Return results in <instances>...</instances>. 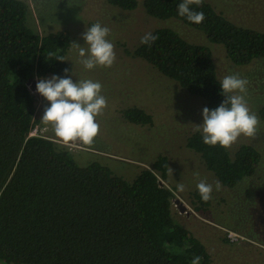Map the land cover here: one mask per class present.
Returning a JSON list of instances; mask_svg holds the SVG:
<instances>
[{
  "label": "trees",
  "instance_id": "16d2710c",
  "mask_svg": "<svg viewBox=\"0 0 264 264\" xmlns=\"http://www.w3.org/2000/svg\"><path fill=\"white\" fill-rule=\"evenodd\" d=\"M107 1L123 11L139 6L138 0ZM142 2L149 16L176 19L203 32L211 43L223 45L236 66L264 59V32L232 23L206 1L202 7L191 6L205 14L200 24L178 14L182 0ZM28 20L25 2L0 0V262L191 264L200 256V264H213L205 244L175 218L176 188L161 184L170 176L168 157L160 156L151 169H143L129 182L102 164L82 167L55 141L31 136L38 121L29 82L72 74L67 61L72 38L66 31L41 35ZM153 34L159 36L157 41L140 44L130 55L204 100L210 110L218 108L226 97L211 49L188 42L172 29ZM261 114L264 118V109ZM124 118L135 125L153 123L152 116L139 108L125 110ZM187 147L236 194L237 211L256 224L252 237L264 245V186L249 189L263 171V152L253 144L235 152L209 146L200 132L188 138ZM191 199L197 213L208 215L211 199L204 202L198 190ZM256 215H261V227Z\"/></svg>",
  "mask_w": 264,
  "mask_h": 264
},
{
  "label": "rangeland",
  "instance_id": "374dc122",
  "mask_svg": "<svg viewBox=\"0 0 264 264\" xmlns=\"http://www.w3.org/2000/svg\"><path fill=\"white\" fill-rule=\"evenodd\" d=\"M22 1L29 7V27L33 26L41 35L60 31L71 34L72 44L67 61L72 67V74L68 78L73 82L79 79L100 82L103 86L101 94L107 98V107L97 117L100 132L93 144L65 146L56 140L52 128L41 122L44 109L50 106V102L37 91L39 79L30 81L29 90L36 105L35 118L38 121L33 136L55 141L69 150L82 167L92 163L102 164L115 176L129 182H133L143 169H151L160 156L168 157L170 176L168 182H162L168 188H176L173 202L175 218L205 244L213 264H264V245L252 237L257 230L256 224L237 211L239 203L232 190L222 186V190L213 191L208 215L197 213L191 204V194L198 190L196 185L200 179H206L211 184L217 180L206 169L201 156L187 147L188 138L197 133L194 131L196 125L203 124V109L207 107L205 101L184 91L179 84L130 53L141 44L140 38L146 32L153 33L164 28L176 31L192 44L209 47L220 81L231 74H239L249 81L245 99L260 119L254 138L241 136L228 149L235 152L244 144H253L263 155L264 118L261 111L264 109V59L248 66H236L227 58L223 45L211 43L203 32L176 19L162 20L149 16L142 0H138L139 6L133 11L115 8L107 0ZM203 1L232 23L264 32V0ZM97 22L110 29L108 39L115 45L117 59L111 68L97 66L87 70L79 63L78 48L73 44L87 47L83 34L87 26ZM131 108L150 114L153 123L146 126L129 123L124 118V111ZM178 183L185 185V191H177ZM255 185L264 186V165L263 171L250 183L251 192ZM176 200H181L187 207V213L180 212ZM260 218L261 215H256L257 225L261 227ZM230 233L239 236L238 242L231 241ZM226 239L229 242H225Z\"/></svg>",
  "mask_w": 264,
  "mask_h": 264
},
{
  "label": "clouds",
  "instance_id": "9594fccd",
  "mask_svg": "<svg viewBox=\"0 0 264 264\" xmlns=\"http://www.w3.org/2000/svg\"><path fill=\"white\" fill-rule=\"evenodd\" d=\"M192 5L202 7L203 0H182L177 7L178 14L191 23L200 24L204 21L205 14L194 10ZM109 35L110 29L97 22L91 27L87 26L83 34L87 47L73 44L78 48L79 63L85 69L93 70L97 66L111 68L115 64V45L108 39ZM158 39V35L146 32L141 36L140 43L151 46ZM58 60L65 61L63 57ZM219 82L226 99L214 110L205 107L203 124L196 125L194 131L202 133L206 145H219L227 149L241 136L254 138L260 119L249 108L245 99L249 83L246 78L231 74ZM36 87L38 93L50 102V106L44 109L41 122L52 128L56 140L65 146L74 143L92 145L100 132L97 117L107 107V98L101 94L102 84L91 79L73 82L71 78L53 75L51 78H39ZM196 187L201 199L207 202L212 199L214 190H222V182L215 180L211 184L206 179H200ZM177 191H185V185L178 183ZM201 259L202 257L195 256L191 264H200Z\"/></svg>",
  "mask_w": 264,
  "mask_h": 264
},
{
  "label": "water",
  "instance_id": "95a60500",
  "mask_svg": "<svg viewBox=\"0 0 264 264\" xmlns=\"http://www.w3.org/2000/svg\"><path fill=\"white\" fill-rule=\"evenodd\" d=\"M161 184H163V183L161 182ZM175 204L179 207L180 212H181L182 214L187 213V207H185V206L183 205V203L181 202V200H176Z\"/></svg>",
  "mask_w": 264,
  "mask_h": 264
},
{
  "label": "built area",
  "instance_id": "2783aa9c",
  "mask_svg": "<svg viewBox=\"0 0 264 264\" xmlns=\"http://www.w3.org/2000/svg\"><path fill=\"white\" fill-rule=\"evenodd\" d=\"M31 136H33V132L31 134ZM229 238L231 239L232 242H238V240H239V236L234 234V233H230Z\"/></svg>",
  "mask_w": 264,
  "mask_h": 264
}]
</instances>
